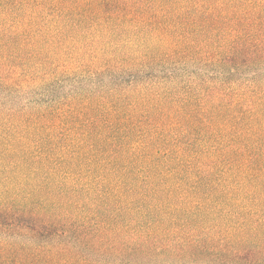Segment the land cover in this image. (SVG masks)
Masks as SVG:
<instances>
[{
  "label": "trees",
  "instance_id": "obj_1",
  "mask_svg": "<svg viewBox=\"0 0 264 264\" xmlns=\"http://www.w3.org/2000/svg\"><path fill=\"white\" fill-rule=\"evenodd\" d=\"M0 264H264V0H0Z\"/></svg>",
  "mask_w": 264,
  "mask_h": 264
}]
</instances>
